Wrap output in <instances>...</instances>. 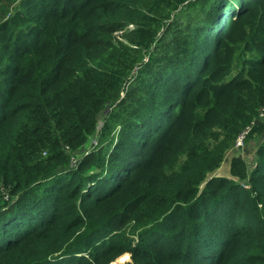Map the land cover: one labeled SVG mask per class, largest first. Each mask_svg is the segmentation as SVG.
<instances>
[{
    "label": "trees",
    "instance_id": "1",
    "mask_svg": "<svg viewBox=\"0 0 264 264\" xmlns=\"http://www.w3.org/2000/svg\"><path fill=\"white\" fill-rule=\"evenodd\" d=\"M8 1L0 264H110L128 252L139 264H264L253 194L264 145L239 178L253 179L247 190L214 178L199 188L259 128L264 77L228 79L234 61L222 69L220 58L236 39L243 73L264 71V0Z\"/></svg>",
    "mask_w": 264,
    "mask_h": 264
},
{
    "label": "rangeland",
    "instance_id": "2",
    "mask_svg": "<svg viewBox=\"0 0 264 264\" xmlns=\"http://www.w3.org/2000/svg\"><path fill=\"white\" fill-rule=\"evenodd\" d=\"M12 1H8V0H3L1 5H0V17L4 16L8 10L13 6L14 2ZM11 3V6H8V4ZM233 9H236V6L232 7ZM17 10V9H16ZM187 12H181L180 14H178L174 20H171L172 22V27L176 28V27H180L183 28L186 23L188 22V18L187 15H189L190 18L193 17L194 14H192L189 10H186ZM15 11L12 13L14 14ZM131 29V28H129ZM126 33V31L122 34H118L116 35V37L119 39V41H125V38L123 37V35ZM233 46L227 47L221 58H220V63H221V67L222 69H226L230 64L231 61H234L232 68L234 69L232 75H230L228 77V79H234V80H240V82L246 80L249 83H253V81L258 78L259 76L264 77V71H259V67H256L254 69H249V71H251L252 73L247 75L245 73H243V69L242 66H240L237 63V56L236 52H234L237 49V45H236V39H233ZM235 58V59H233ZM258 69V70H257ZM249 73V72H248ZM222 74V72L220 73ZM222 76L219 75L217 78H221ZM227 79V80H228ZM239 88H243V87H238ZM237 89V87H233L232 89V93L234 95L235 90ZM238 95V94H236ZM236 100L233 99L231 102H235ZM180 108L175 109L174 111V115H177L179 112ZM257 121H259V124L255 125L258 126L259 128L256 131L254 130V126H252L251 128L247 129L246 131L242 132V134L239 136V138L237 139V141L234 142L233 147L225 154L224 159L222 161V163L220 164V166L218 168H216L213 173H209L210 175H208L206 177V180L199 184L201 185L199 188L200 190H204L207 186L210 180L214 179H222L225 181H235L238 184L241 185V189L247 190L248 188H250V183L249 181L253 180V179H248L247 181H242L239 179L242 177L243 172H249L252 170V165L253 164H257L259 160L258 155H259V150L260 148L264 145V106H262L260 108L259 111V116L256 119ZM100 143L97 142L95 143V147H97V149L99 148ZM96 149V150H97ZM94 150V148L92 149ZM89 152V151H87ZM45 153V152H44ZM90 153V152H89ZM87 153V155L89 154ZM263 153V150L261 151V154ZM86 155L82 152H79L77 154V157H75L73 159V166H77L85 157ZM237 160L242 161V165L239 167H235V162ZM180 166L177 167V170L179 171ZM257 169V166H255L253 168V172L254 170ZM151 171V170H150ZM211 172V171H210ZM213 174V175H212ZM146 175V170L141 173L139 176L140 177H145ZM180 181V180H179ZM178 181V182H179ZM256 185L254 188V196L258 197V209H259V213L261 215V217L264 220V179H254ZM178 182L176 184H178ZM6 193L3 192V194ZM219 191L216 192V195H218ZM180 197V195H175V197ZM9 195H3V197H0V200H5V201H9ZM217 210H214V212H216ZM201 214H195V215H190L189 214V219L194 221V220H198L204 217L203 212L200 211ZM198 211H196V213H200ZM127 231H130V228H127ZM178 232V231H177ZM115 231H113V228L111 227L109 229V231H104L102 233L103 234H108V238L112 237L114 235ZM101 235V236H102ZM135 240H137V238H135ZM136 241L134 242L133 246L135 245ZM132 247V246H131ZM81 254H79L78 256H80ZM139 263H143V261L141 260H134L131 253H125L123 255H121L120 257H118L116 260H114L113 262H111L110 264H139Z\"/></svg>",
    "mask_w": 264,
    "mask_h": 264
},
{
    "label": "built area",
    "instance_id": "3",
    "mask_svg": "<svg viewBox=\"0 0 264 264\" xmlns=\"http://www.w3.org/2000/svg\"><path fill=\"white\" fill-rule=\"evenodd\" d=\"M11 16V14L10 15H8L7 16V19L9 18ZM249 129V128H248ZM88 152H87V150L84 152V154L86 155ZM73 166V165H72ZM76 167V166H75Z\"/></svg>",
    "mask_w": 264,
    "mask_h": 264
},
{
    "label": "water",
    "instance_id": "4",
    "mask_svg": "<svg viewBox=\"0 0 264 264\" xmlns=\"http://www.w3.org/2000/svg\"><path fill=\"white\" fill-rule=\"evenodd\" d=\"M255 123H256V124H259V121H256Z\"/></svg>",
    "mask_w": 264,
    "mask_h": 264
},
{
    "label": "clouds",
    "instance_id": "5",
    "mask_svg": "<svg viewBox=\"0 0 264 264\" xmlns=\"http://www.w3.org/2000/svg\"><path fill=\"white\" fill-rule=\"evenodd\" d=\"M12 14V13H11Z\"/></svg>",
    "mask_w": 264,
    "mask_h": 264
}]
</instances>
